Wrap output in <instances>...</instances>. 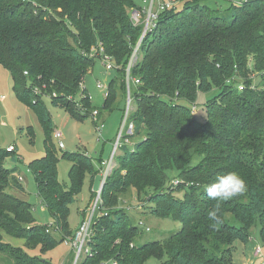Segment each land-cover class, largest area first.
<instances>
[{"label":"trees","instance_id":"obj_1","mask_svg":"<svg viewBox=\"0 0 264 264\" xmlns=\"http://www.w3.org/2000/svg\"><path fill=\"white\" fill-rule=\"evenodd\" d=\"M174 1L142 42L132 70L140 84L132 88L134 131L126 137L142 141L118 157L108 176L103 215L95 219L89 244L92 255L80 264H145L154 257H167L162 264H235L236 241L248 243L254 227L264 240V1L246 0L227 15L202 5L205 0ZM180 3L184 8L178 11ZM136 9L134 0H0V65L10 72L17 99L44 127L46 155L29 170L55 223L39 226L32 205L10 193L25 189L15 170L4 166L15 152L0 150V255L13 264H51L11 247L4 234L25 239L31 248H56L73 236L70 206L86 176L93 182L100 172L87 155L65 153L72 163L71 188L61 184L44 98L79 120L98 111V122L102 111L116 109L119 91L127 100L126 67L143 31L132 21ZM100 48L116 69L102 108L93 110L80 85L95 66L92 50ZM215 90L198 119L200 96ZM230 171L245 180L248 191L217 209L205 189ZM131 188L153 191L151 213L180 222L182 229L163 242L138 244L139 228L119 209L120 195ZM212 210L219 224L208 219ZM52 230L62 234L60 242Z\"/></svg>","mask_w":264,"mask_h":264},{"label":"rangeland","instance_id":"obj_2","mask_svg":"<svg viewBox=\"0 0 264 264\" xmlns=\"http://www.w3.org/2000/svg\"><path fill=\"white\" fill-rule=\"evenodd\" d=\"M244 1L246 0H205L202 5H207L213 9H221V14L227 15V9ZM134 2L137 9H142L148 7L151 0H134ZM183 8L184 3L177 6L178 11ZM114 75V71H107L102 61L97 59L94 68L85 77L84 87L91 98L93 110L101 109L106 98V92L98 89L97 84L101 82L103 85L108 86ZM216 94L217 91L215 90L200 96L199 106L194 110L198 119L202 120L205 103ZM80 98L81 95L78 94L76 100L79 101ZM44 101L52 118L51 141L56 147L59 158L58 172L61 184L66 189L71 188L70 171L72 163L63 159L65 153L87 155L93 160L95 167L100 170L98 175H101V172L107 169L106 164L110 161L116 142L115 140L111 144L107 143V134L116 135L120 126H123L126 106L124 94L122 95L119 91V98L115 105L116 109L112 113L102 111L103 116L98 123H95L92 117L85 120L73 118L66 110L53 106L50 98H44ZM101 125H103V128L101 132H98L97 127ZM58 132L62 133V138L56 136ZM45 139L46 133L38 116L32 109L17 99L12 76L6 68L0 65V150L5 153L9 147H15V153L5 157L4 166L9 170H15V175L24 178L22 185L25 189V193L16 191L10 193L32 205L37 224L41 227H47L55 223L50 212L43 206L41 199L38 197L36 179L29 169L32 163L45 157ZM141 141V138L130 140L125 148H120L115 161L117 162L118 157L123 153L133 151L135 145ZM199 160L196 158L194 163H198ZM93 182H91L90 176H86L76 203L70 206L69 227L73 234L82 220V213L87 210V217L95 203L96 196H94L93 191L91 192V183L93 184ZM152 193L153 191L150 190L148 193L144 191L139 194L135 188H131L120 195L119 209L129 216L132 225L139 228L140 234L136 240L140 245L150 242H163L182 229L180 222L172 218L156 217L151 213L148 200ZM176 194L182 197V192ZM100 214L103 215V212L100 211ZM52 233L60 242L62 234L54 230H52ZM3 241L31 257L41 258L51 264H67L71 260L72 249L64 243H60L52 250L45 251L41 246L31 248L25 239L14 238L7 234H4ZM166 260L167 257L163 260L154 257L150 258L145 264H162ZM233 263L264 264V240L260 236V227L251 229V239L248 243L240 241L234 243ZM0 264H13V261L6 255H0Z\"/></svg>","mask_w":264,"mask_h":264},{"label":"built area","instance_id":"obj_3","mask_svg":"<svg viewBox=\"0 0 264 264\" xmlns=\"http://www.w3.org/2000/svg\"><path fill=\"white\" fill-rule=\"evenodd\" d=\"M264 1V0H262ZM175 1L174 0H151L150 5L148 7L142 9H136L132 13V21L136 26L143 27L142 35L133 48L132 55L129 59L128 65L126 67V85H127V100H126V109L123 119V126L121 127L116 142L114 145V149L108 162L107 169L101 172L102 182L101 187L98 192H96V200L93 207L90 210L88 216L82 221L76 232L73 236L68 237L64 240V244L68 245L72 249V258L70 264H80L82 260L88 256L92 255V250L90 247V242L93 236V225L95 219L102 216L100 214L101 209V195H102V186H105L106 180L113 169L117 166V162L115 161L116 157L118 156V152L120 148H123L125 145H128L130 142L127 139V135L133 134L134 125L129 122V117L131 112L133 111V98H132V88L140 84V80L134 78L132 76V70L135 67V64L141 54V45L146 36L156 30L158 28V21L162 13L166 12L174 8ZM90 58L92 59H100L105 66L107 71H112L116 69V66L113 62V59L106 55L103 48L99 50H92L90 54ZM27 75V73H25ZM98 89L105 91L106 95L108 92V86L103 85L101 82L97 84ZM81 91L86 90L84 87V81L80 85ZM94 122H98V111H95L92 115ZM103 125L97 127L98 132H101ZM58 138H62V133L58 132L56 134ZM15 147H9L8 152H15ZM22 182L24 179L22 177L19 178ZM179 182H174L175 186H178ZM50 225L49 227H52ZM117 264V263H113Z\"/></svg>","mask_w":264,"mask_h":264},{"label":"clouds","instance_id":"obj_4","mask_svg":"<svg viewBox=\"0 0 264 264\" xmlns=\"http://www.w3.org/2000/svg\"><path fill=\"white\" fill-rule=\"evenodd\" d=\"M205 191L209 199L218 202L217 209H219L220 202L243 196L248 191V186L237 172L230 171L226 174L219 175L215 182L210 183L206 187ZM208 219L217 224L221 222L217 210L210 211L208 213Z\"/></svg>","mask_w":264,"mask_h":264},{"label":"crops","instance_id":"obj_5","mask_svg":"<svg viewBox=\"0 0 264 264\" xmlns=\"http://www.w3.org/2000/svg\"><path fill=\"white\" fill-rule=\"evenodd\" d=\"M146 2V1H145ZM102 116H103V112H102V115H101V117L100 118H102ZM105 122V121H104ZM102 123V122H101ZM104 124V123H103ZM121 127H122V125L120 126V128L118 129V131H117V134L116 135H108L107 134V143H113L115 140H116V138H117V135H118V133H119V131H120V129H121ZM116 129V128H115ZM115 129H114V131H115ZM98 168V167H97ZM20 177H22V176H19V178ZM23 178V177H22ZM24 179V178H23ZM24 181V180H23ZM92 182V181H91ZM94 183H95V180H94V182H93V184L91 183V192L93 191L94 192V190H93V188H94ZM88 208V207H87ZM86 211L87 210H85L83 213H82V220H81V222L79 223V225H78V227L80 226V224L82 223V221L85 219V214H86ZM78 227H77V229H78ZM76 232V231H75ZM71 258H72V254H71ZM70 262H71V260H70ZM70 262H68L67 264H70Z\"/></svg>","mask_w":264,"mask_h":264},{"label":"water","instance_id":"obj_6","mask_svg":"<svg viewBox=\"0 0 264 264\" xmlns=\"http://www.w3.org/2000/svg\"><path fill=\"white\" fill-rule=\"evenodd\" d=\"M101 182H102V177L100 175H98L96 178H95V183H94V192H98L100 187H101ZM104 188V186H102V189Z\"/></svg>","mask_w":264,"mask_h":264}]
</instances>
